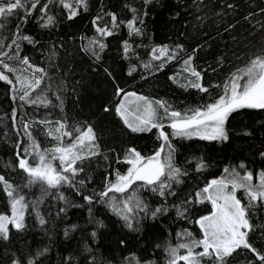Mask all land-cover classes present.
I'll return each instance as SVG.
<instances>
[{
  "label": "trees",
  "instance_id": "16d2710c",
  "mask_svg": "<svg viewBox=\"0 0 264 264\" xmlns=\"http://www.w3.org/2000/svg\"><path fill=\"white\" fill-rule=\"evenodd\" d=\"M45 2L40 0L26 21L23 12H18L0 22L3 42L7 45L17 39L20 56H27L32 64L46 70L51 85L46 95L52 100L49 107L14 101L10 86L0 82V175L18 188L29 204L25 227L18 231L9 225L8 239H0V264H28L29 260H35V264H127L126 258L132 254L141 261L167 264L166 248L179 242L176 233L187 230L199 239L201 233L195 220L211 211L207 201H184L219 178L225 167L243 162L254 175L264 170L260 156L264 152V110L241 109L232 113L226 125L227 141L170 136L175 165L187 174L180 177L182 183H173L176 195L166 199L141 189L149 211L160 206L168 211L155 220L139 213L138 222L134 221L129 229L108 204L99 202L97 194L105 189L108 180H115L117 172L126 174L130 166L117 161H123L127 149L135 148L148 157L162 141L157 138V129L132 133L124 124L115 111L122 98L116 95L117 87L152 101H165L182 113L213 102L223 94V85L232 73L244 68L255 56L264 55V0H87L88 10H81L71 20L67 19L66 10L50 5L49 14L55 23L41 27L40 7ZM229 4L233 7L229 8ZM107 13L115 14L118 23L139 17L143 21L137 23L141 34L130 35L126 23H120L114 34L104 40L106 47L100 51L90 44L99 39L92 21L97 15L104 17L102 24L110 21ZM25 35L35 43L20 38ZM125 41L130 48L127 53ZM160 46L178 53L177 59L167 63L162 71L158 70L161 61L152 59L153 48ZM93 52L99 54L98 60ZM189 56L203 77V85L209 88L208 93L180 86L187 79L195 81L182 70V61ZM7 62L19 66L17 61ZM151 63V70L145 68ZM56 94L63 99V110ZM13 109L17 113L16 126L11 119ZM45 120L53 123H40ZM58 120L66 121L73 129L91 126L99 155L77 162L83 171L74 178V186L47 189L45 195V186H27L28 177L16 167V153L30 143L23 131L24 123L30 124L33 137L43 150L56 143L47 131ZM164 130L171 133L170 128ZM64 142L70 141L65 137ZM36 161L37 157H29L31 164ZM199 161L206 165L202 171L196 170ZM56 163L58 166L59 161ZM57 193L65 199H59ZM85 195L93 197L92 204L84 200ZM238 197L244 200L242 191ZM181 205L188 209L187 219L177 214V206ZM37 211L45 220L43 225ZM0 214H11L9 198L2 191ZM249 218L254 226L249 241L264 252V207L252 209ZM227 259L229 264H248L255 257L247 249H239Z\"/></svg>",
  "mask_w": 264,
  "mask_h": 264
},
{
  "label": "snow or ice",
  "instance_id": "6c2138e0",
  "mask_svg": "<svg viewBox=\"0 0 264 264\" xmlns=\"http://www.w3.org/2000/svg\"><path fill=\"white\" fill-rule=\"evenodd\" d=\"M150 2L151 0H145V3ZM38 5H40V0H0V22L18 12H23L22 18L26 21ZM50 5H58L66 10L69 20L78 16L81 10H88L87 0H46L40 7V19L43 20L41 27H49L55 23L54 16L49 14ZM228 7L231 8L233 5L229 4ZM132 11L135 13L136 9ZM106 15L111 17L110 21L102 24L104 17L101 15H97L92 21L99 39L90 41V44L97 46L100 51L106 47L104 40L114 34V30L120 26V23H126L130 35L141 34L137 23L143 21L139 17L133 16L126 22L118 23L115 14L107 13ZM0 27H3L2 23ZM261 27L264 28V24H261ZM20 38L30 44L35 43L27 35ZM19 47L17 39H12L6 45L0 38V82L10 86L9 90L13 93L14 101L18 99L30 106L49 107L52 100L46 95L48 91H51V85L47 82L48 73L44 68L32 64L27 56L21 57ZM129 50V45L125 41V53ZM180 50H183L182 47ZM92 54L97 60L100 58L97 52ZM177 57V51L170 50L167 46L152 50V59L161 61L158 65V70L161 71L167 63L176 60ZM7 61H17L19 66ZM182 64L183 72L188 73L189 77H195V81L187 79V82L180 86L186 89L190 86L202 93H208L209 88L203 85L201 73L192 66V56L184 59ZM145 67L148 68L150 65H145ZM132 71H135V68ZM131 74L130 72L129 75ZM170 79L177 82L175 77H170ZM214 87H220V85H214ZM116 95L122 96V99L115 111L130 131L143 133L157 129V138L162 141L155 153L148 157L143 156L135 148L127 149L123 161H117V163L123 162L130 166L126 174L117 172L115 180H108L105 189L97 194L99 202L108 204L111 210L125 221L127 227L132 229L133 222H138L139 213H144L145 216L155 220L159 215L166 214L168 211L163 206L149 211L148 205L142 199L141 189L150 191L160 196L161 199H166L168 196L176 195L172 187L173 183H182L180 177L187 174L175 165V149L170 136L227 141L226 125L232 113L241 109L264 110V55L255 56L244 68L232 73L223 85V94L213 102L183 113L173 109L165 101H152L136 93H125L119 87H117ZM129 97L133 99L129 101ZM56 99L60 101L59 106L63 110L62 97L56 94ZM128 103L135 104V114L132 119H129L132 112ZM105 111L108 109L105 108ZM11 119L13 126H16L15 109L12 111ZM40 123L50 125L53 122L45 120ZM54 124V127L48 128L47 135L56 143L41 150V146L33 137L30 124L24 123L23 131L30 143L16 153L18 161L16 167L28 177L27 186L39 183L45 186V195L48 194L47 189H60L63 185L74 186V178L83 171L77 162L99 155V146L95 143V133L91 126L81 130L80 128H69L66 121L58 120ZM166 127L171 129L170 134L165 132ZM244 134L250 135L247 132ZM65 137L70 141L69 143L64 142ZM17 147L19 149V145ZM30 156L37 157L35 164L29 162ZM260 156L264 159V152H261ZM57 160L59 161L58 166L53 163ZM205 167L206 165L199 161L196 170L202 171ZM0 191L9 198L11 209L10 215L0 214V239L7 240L9 225L18 231L25 227V212L29 204L25 196L20 194L19 189L3 175H0ZM238 191L243 192L244 200L238 198ZM115 194H119V197ZM57 195L59 199H65L63 194L57 193ZM84 200L88 204L93 203L92 196L85 195ZM206 201L211 205L210 213L195 220L201 233L200 238H195L192 232L187 230L176 233L179 242L166 248L167 264H229L227 258L232 257L239 249H247L255 257V260H250L248 264H255V261L264 264V252L258 250L249 241V233L254 227L249 218L250 212L256 207H264V170L254 175V172L248 169L243 162L232 168L225 167L219 178L212 179L183 203L202 204ZM41 202L42 200L37 201V204ZM187 212L188 209L183 205L177 206V214L180 218L187 219ZM36 214L40 224L43 225L44 218L40 216L39 211ZM92 235L95 236V233ZM126 260L127 264H153L151 261H141L135 254L130 255ZM14 264H21V262L14 261ZM28 264H35V260H29Z\"/></svg>",
  "mask_w": 264,
  "mask_h": 264
},
{
  "label": "rangeland",
  "instance_id": "374dc122",
  "mask_svg": "<svg viewBox=\"0 0 264 264\" xmlns=\"http://www.w3.org/2000/svg\"><path fill=\"white\" fill-rule=\"evenodd\" d=\"M152 66V67H151ZM144 67V66H143ZM146 68V67H145ZM153 68V63H151V65H150V67H149V70H151ZM36 75H38V73H36ZM136 95H138V94H136ZM138 96H143V95H138ZM145 97V96H144ZM122 99V98H121ZM133 98L132 97H129V101H131ZM121 102V101H120ZM128 107H129V109L131 110V112H132V115H129V119H132L133 118V115L135 114V104L134 103H128ZM120 116V115H119ZM121 118V117H120ZM123 121V120H122ZM196 139H198V138H196ZM205 141H208V140H205ZM57 161H54L53 163L55 164V165H57V163H56ZM240 191H238L237 192V196H238V193H239ZM239 198V197H238ZM11 226V225H10ZM14 228V227H13Z\"/></svg>",
  "mask_w": 264,
  "mask_h": 264
}]
</instances>
